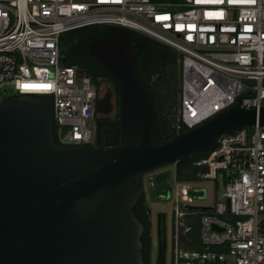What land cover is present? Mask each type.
<instances>
[{
	"label": "built area",
	"instance_id": "built-area-1",
	"mask_svg": "<svg viewBox=\"0 0 264 264\" xmlns=\"http://www.w3.org/2000/svg\"><path fill=\"white\" fill-rule=\"evenodd\" d=\"M93 25L132 30L176 51V131L238 104L264 106V0H0V103L51 95L64 147L92 143L96 86L84 70L62 63L60 36ZM193 165L204 169L201 181L220 175L225 202L201 210L202 250L185 251L179 227L193 214L183 204L193 197L177 189L172 264H264V127L222 135ZM171 191L168 183L159 198Z\"/></svg>",
	"mask_w": 264,
	"mask_h": 264
},
{
	"label": "water",
	"instance_id": "water-1",
	"mask_svg": "<svg viewBox=\"0 0 264 264\" xmlns=\"http://www.w3.org/2000/svg\"><path fill=\"white\" fill-rule=\"evenodd\" d=\"M108 27L112 37L89 54L119 85L121 146H58L51 95L0 103V264H144L133 214L143 175L204 155L239 128L264 127V106L238 104L166 140L158 98L137 69L134 31ZM96 106L108 114L110 93ZM165 260L163 238L157 264Z\"/></svg>",
	"mask_w": 264,
	"mask_h": 264
},
{
	"label": "trees",
	"instance_id": "trees-1",
	"mask_svg": "<svg viewBox=\"0 0 264 264\" xmlns=\"http://www.w3.org/2000/svg\"><path fill=\"white\" fill-rule=\"evenodd\" d=\"M108 30V26L93 25L63 33L60 36V55L63 64L77 66L84 70L91 78L92 82L95 81L97 77L107 80L117 93L119 108L120 88L114 74L100 61L90 57L89 54V47L94 42L101 39ZM131 33L134 34L137 40V69L158 98L164 136H168L169 139L179 136L188 129L182 127L179 131H176V126L178 125L177 106L179 103V101L177 102V98L180 90L179 76L177 77L178 73L176 72L170 75L168 70V67L171 65H179L178 55L175 50L159 41L140 33ZM89 59L96 62L97 65L94 66L97 68L96 71H93L90 67V64L93 63L89 62ZM117 116H120V109H118ZM53 137L58 146L64 147L58 142L54 129ZM202 156L203 155H197L193 159L187 161L180 160L174 164L176 166L177 182L187 183L201 181L200 175H203L205 171L204 169L196 168L193 163ZM151 183V188H153L152 190L156 198H159V196L164 195L166 192L169 183L168 174H157L152 179ZM149 210L145 202V195L143 194L134 206L133 214L143 226L141 253L144 264H150L151 254V220L148 213ZM195 210L197 209H192L193 214L185 217L179 227L180 235L178 241L180 248L185 251L202 250L198 241L199 218L202 215V211L196 212Z\"/></svg>",
	"mask_w": 264,
	"mask_h": 264
},
{
	"label": "rangeland",
	"instance_id": "rangeland-1",
	"mask_svg": "<svg viewBox=\"0 0 264 264\" xmlns=\"http://www.w3.org/2000/svg\"><path fill=\"white\" fill-rule=\"evenodd\" d=\"M168 70L170 75L176 72L178 73L177 77L179 76V65H171L168 67ZM178 101L179 96L177 98V102ZM91 128H93V125H91ZM175 170L176 166L170 165L143 175V189L147 205L151 211L152 221L154 222L156 214H163L165 216V224L167 229L165 264H172L174 255V232L178 226L179 221L174 216V199L177 189L185 188L190 191V197L193 198L190 202L183 204L190 207H195L197 209L195 210L196 212H201V207L211 206L214 202H225V198L222 196V194L224 193V182L221 180L220 175L218 176V179L216 181L179 183L176 180ZM159 173L168 174V181L171 185L172 190L170 199L156 198L154 191L152 190L153 188H151L150 183L152 182V179ZM193 189L195 190V194L192 193Z\"/></svg>",
	"mask_w": 264,
	"mask_h": 264
},
{
	"label": "flooded vegetation",
	"instance_id": "flooded-vegetation-1",
	"mask_svg": "<svg viewBox=\"0 0 264 264\" xmlns=\"http://www.w3.org/2000/svg\"><path fill=\"white\" fill-rule=\"evenodd\" d=\"M113 33L111 31H107L101 39H110ZM90 57H92L90 55ZM94 58V57H92ZM96 59V58H94ZM99 61L98 59H96ZM90 67L93 71H96L97 68L96 62L89 59ZM96 86V102H95V117L93 122V140L89 146L90 148L94 147H119L122 145V136L121 130L118 128L120 124V116L118 117V108L117 103V93L113 87L105 80L104 78L97 77L95 81H93ZM105 85V89L103 90V86ZM110 93V104L111 111L108 114H101L97 111V103L102 101L105 98V95ZM103 109H107L103 107ZM167 139L168 136H164ZM143 195V194H142ZM151 220V254H150V264H157V256H158V248L159 243H162L163 238L166 239V247H167V229L165 224V217L163 218V214H156L154 222L152 221L151 211H148Z\"/></svg>",
	"mask_w": 264,
	"mask_h": 264
}]
</instances>
